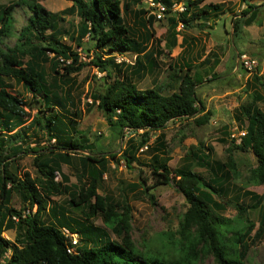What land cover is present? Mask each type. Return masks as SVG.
Returning <instances> with one entry per match:
<instances>
[{
    "label": "trees",
    "instance_id": "16d2710c",
    "mask_svg": "<svg viewBox=\"0 0 264 264\" xmlns=\"http://www.w3.org/2000/svg\"><path fill=\"white\" fill-rule=\"evenodd\" d=\"M20 1L26 6L28 16L17 31L13 45L6 48L1 44L14 30V4H0V264H197L205 253L213 256L215 264H239V251L242 256L248 249L246 239L251 238L249 232L253 224L240 216L230 219L221 216L218 213L224 211V203L213 198V195L224 197L229 190L230 172L234 173L231 158L228 156L225 162H220L210 159L208 153L197 155L191 151L194 162L211 175L205 180L191 171L187 163L170 169L167 156L159 154L166 153L161 137H156L154 144L147 143L148 131L162 129L169 120L192 118L195 125H202L211 115L195 95V87L201 81L190 74L192 66L187 60H182L175 71L171 68L170 81L175 80L177 87L169 94H162L154 87L141 89L136 86L135 78L152 74L157 67L155 54L150 49L153 40L150 25L154 16L148 15L144 19L139 16L142 10L135 11V25L142 27L138 30L124 21L125 16L132 13L128 0H71L79 23L75 37L70 36V39L76 48L88 44L92 50L89 64L104 74L101 86L89 92L90 102L85 103V110L88 112L95 107L111 131L121 135L124 130L128 134L117 156L93 152L84 155L83 152L92 151L93 144L80 133L75 137L67 134L68 128L74 129L72 116L79 112L75 108L71 110L73 96L70 87L64 84L69 74L79 71L87 63L81 62L78 52L63 42L64 31L56 26L52 12L37 0ZM154 1L165 5L166 20L171 28L178 23L183 29L200 26L197 21L224 12L223 1L206 4V0ZM238 1L244 7L237 14L230 11L231 39L242 26L255 22V10L260 6L246 0ZM177 2H182L183 9L171 11V6ZM83 37H86V43H83ZM171 44L174 45L173 39ZM88 48L84 47V51ZM124 52L134 55L132 63L115 60L113 53ZM202 61L213 65L218 62L213 52ZM10 79L36 98L34 102L41 107L27 123L25 108L31 109L32 105L10 90L7 81ZM262 87L263 95L253 94L249 102L234 111L233 118L243 134L230 138L225 147L228 154L233 150L252 153L255 165L249 169L246 179L252 185H264V113L255 104L264 100ZM54 107L58 111H52ZM43 110L49 113L39 115ZM138 130L141 132L137 133ZM32 134L35 139L46 135L48 141L53 139L54 142L48 147L47 156L38 154L34 157L37 172L34 178L27 172L16 174L15 167H10L20 153L35 154L45 150L38 140L30 146ZM143 146L149 154L147 162L136 155ZM107 156L114 166L121 160L125 167H130L132 162L149 167L152 183L146 185L145 179H141L143 193L155 186L173 183L186 201L187 208L179 217L175 236L161 235L160 244L154 250L146 247L138 250L131 241L126 202L123 200V204H119L96 192L107 171ZM62 164L75 170L78 185L74 189L65 185L66 178L59 173ZM56 173L60 176L59 181L55 179ZM12 193L21 204L18 209L9 206ZM242 193L249 196L250 207L257 210L252 236H264V190L260 195L248 190ZM52 194L65 195L66 205L80 208L85 221L99 215L104 228L118 240L109 239L105 232L91 224L77 222L78 226L73 227L70 219L64 217L58 227L42 222L41 213L50 204ZM239 196L233 198L238 200L237 207L243 211V200L238 199ZM148 199L153 202L151 195ZM62 228L80 235L82 244L75 246L74 253L66 251L69 240L63 235ZM7 229L14 231L11 241L1 235Z\"/></svg>",
    "mask_w": 264,
    "mask_h": 264
},
{
    "label": "rangeland",
    "instance_id": "374dc122",
    "mask_svg": "<svg viewBox=\"0 0 264 264\" xmlns=\"http://www.w3.org/2000/svg\"><path fill=\"white\" fill-rule=\"evenodd\" d=\"M40 5L53 13L56 19V26L64 31L62 40L65 44L73 47L79 54V60L87 63L79 71L69 74L66 84L70 87L73 96V105L79 115H73L74 129L68 128L67 134L70 137L77 136V133L84 135L87 142L93 144L92 151H85L83 154L91 152L95 154L108 155L110 153L119 155V152L125 145L128 137L126 131L119 135L110 130L105 123L102 114L95 107L88 112L85 110V103L90 102L89 92L94 88H99L102 84L103 72H100L93 65L89 64L91 57V48H88L86 37L82 38L86 43L83 48L75 47L70 36L76 35V28L79 23L71 6V0H37ZM126 1V0H123ZM223 1V13H217L215 16H208L205 20L197 21L200 26H193L183 29L178 25L171 28L167 23V16L160 20H153L150 25V31L153 33L151 44L152 51L155 54L156 68L152 74H146L141 79H134L138 88L154 87L160 89L162 94H169L176 90V81H170L172 70L175 71L177 65L181 66L182 60H187L192 66L190 74L200 79V83L195 87V95L201 101L205 110H209L211 115L207 122L202 125H195L192 118L169 120L160 130L148 131V142L154 144L156 137H161L166 149L160 152L161 156H167V165L170 169H175L185 163L189 164L190 170L201 175L207 180L211 175L202 167L197 165L191 158V151L200 155L208 153L209 158L220 162H225L228 156L234 164V173L230 172L228 181L229 190L224 197L214 196L218 203H224V211L219 212L225 218L240 216L243 220L253 224L249 232L250 239H246L248 249L241 256L239 251V264H264V236L254 237L253 232L256 228L257 210L250 207L251 200L249 196L242 193L248 190L255 194H262L264 185H252L247 182L249 169L255 165V159L250 151L233 150L228 154L225 147L229 145V139L236 138L239 135V125L233 118L234 111L239 105L249 102L253 94H261L262 85L264 86V24L253 27L250 30H243L237 33L233 39L228 37L227 33L231 31L230 18L232 14H237L244 7L238 0H206L204 4L219 3ZM250 3L260 5L258 16L264 19V0H246ZM129 8L132 13L126 15L124 21L127 25L142 30V27L135 25V11L142 10L139 13L144 19L150 15L145 9L144 0L133 2L128 0ZM13 3V32L2 40L1 47H11L15 42L17 31L25 24L28 10L20 0H0V4L8 5ZM201 5V4H200ZM199 5V6H200ZM229 9V10H228ZM232 12V14L230 13ZM257 15V14H256ZM226 29V34L224 33ZM172 39L174 45L171 44ZM84 47L88 51H84ZM181 48L183 49L181 51ZM180 52V54H178ZM213 52L217 56V63L213 65L210 62L204 63L202 59ZM240 53L237 56V53ZM181 55V58L177 56ZM116 59H121L126 63L133 62V54L124 52L122 54L113 53ZM230 62V65H226ZM211 60V59H210ZM254 61V67L247 70L242 62ZM60 61V60H59ZM68 63V61H66ZM60 71V69H59ZM49 79V78H48ZM12 92L18 93L26 102L32 105V108H25L28 118L36 111L41 109L36 98L31 97L19 84L13 80H7ZM262 85H260V84ZM257 107L264 113V100L256 101ZM52 111H58L56 107ZM49 111L43 110L39 115H46ZM138 130L137 133H140ZM39 133V132H37ZM38 137V135H37ZM42 138H36L32 134L29 138L30 146L38 140L40 147H45L41 153H20L14 158L10 167H15L16 174L22 175L27 172L30 177H36L37 172L33 164L34 157L38 154L47 156L48 147L53 146V139L47 140L46 135ZM137 139L138 135H133ZM14 141H17L16 139ZM53 150V149H51ZM145 147L137 151V158L141 161H148L149 154L145 152ZM76 156L75 154H73ZM73 157V156H72ZM107 171L102 175V181L96 189V192L106 198L113 199L119 204L129 206V226L130 238L138 250L144 247L154 250L159 246V237L161 235L173 234L177 229V224L181 213L187 208V203L181 193L175 188L173 183L158 185L143 193L141 190V179H145L146 185H151L152 179L149 178V167L132 162L130 167H125L123 161L118 165L112 162L107 156ZM59 173L65 176V185H71L69 189H74L77 183L75 170L66 164H62ZM55 179L59 181V174H55ZM81 181L84 178H79ZM240 195L238 199L243 200V211L237 207V201L233 197ZM151 195L153 202L148 199ZM50 204L46 206L41 213V220L44 223H50L59 226L62 218L70 219L72 226H78L77 222L84 225L91 224L93 228L103 231L109 239L118 240V238L109 230L104 228L99 215L85 221L81 215L80 208H71L66 205V196L52 194L49 198ZM9 206L18 209L21 204L18 197L12 193L9 200ZM34 211V206L31 208ZM1 235L6 239H11L13 230H4ZM77 246H80L78 235ZM197 264H215L213 256L210 253L201 255Z\"/></svg>",
    "mask_w": 264,
    "mask_h": 264
},
{
    "label": "built area",
    "instance_id": "2783aa9c",
    "mask_svg": "<svg viewBox=\"0 0 264 264\" xmlns=\"http://www.w3.org/2000/svg\"><path fill=\"white\" fill-rule=\"evenodd\" d=\"M144 3L146 5L145 9L147 10V13L154 16V18L156 20H160L164 17L165 15V10H166V7L165 5L160 2V1H154V0H144ZM183 9V4L182 2H177V3H174L172 6H171V11H181ZM179 27H181V24L178 23L177 24ZM61 61V59H59ZM115 60L118 62L121 59V57L119 59H116ZM242 64L244 65V67L247 69V70H250L252 67H254V61H244L242 62ZM243 134V131H239V135H242ZM13 220H16L15 217H11ZM63 235H65L67 238H68V245L66 246V251L68 253H74V248L75 246L77 245L78 243V238H77V234L76 233H71L69 232L66 228H62L61 229Z\"/></svg>",
    "mask_w": 264,
    "mask_h": 264
},
{
    "label": "crops",
    "instance_id": "0c3cea01",
    "mask_svg": "<svg viewBox=\"0 0 264 264\" xmlns=\"http://www.w3.org/2000/svg\"><path fill=\"white\" fill-rule=\"evenodd\" d=\"M257 5V4H256ZM229 10V9H228ZM255 12H256V18H255V22L254 23H251V24H249V25H247V26H244L243 27V30H250V29H252L253 27H257V26H260L261 25V23L262 24H264V19H260L259 17H257L258 16V13H260L259 12V7L255 10ZM232 13V12H231ZM224 33L226 34V29H224ZM227 35H228V37L230 38V33L228 32L227 33ZM228 60H230V59H227V63H226V65H230V62H228ZM8 230V229H7ZM9 230H13V229H9ZM13 235H14V231H13ZM13 235H12V238L11 239H8V240H12L13 239Z\"/></svg>",
    "mask_w": 264,
    "mask_h": 264
},
{
    "label": "clouds",
    "instance_id": "9594fccd",
    "mask_svg": "<svg viewBox=\"0 0 264 264\" xmlns=\"http://www.w3.org/2000/svg\"><path fill=\"white\" fill-rule=\"evenodd\" d=\"M133 59H134V55H133ZM120 61H123V60H120ZM78 237V236H77Z\"/></svg>",
    "mask_w": 264,
    "mask_h": 264
}]
</instances>
